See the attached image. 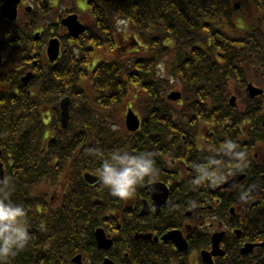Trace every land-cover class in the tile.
<instances>
[{
	"label": "trees",
	"instance_id": "16d2710c",
	"mask_svg": "<svg viewBox=\"0 0 264 264\" xmlns=\"http://www.w3.org/2000/svg\"><path fill=\"white\" fill-rule=\"evenodd\" d=\"M236 1L86 0L91 19L87 31L78 39L63 37L67 49L61 63L38 71L29 88L34 93L28 88L0 92L4 191L24 207L27 225L33 228L31 243L7 264H68L79 252L92 254L93 263L100 261L94 229L117 227L114 212L126 214L127 222L136 217L124 200L83 178L86 171L97 173L116 150L151 152L158 158L164 154L171 160L173 152L185 148L191 164L192 147L180 142L183 132L187 142L197 132L218 135L223 139L213 141L212 148L228 139L237 143L248 158L249 186L264 189V137L258 135L264 136V94L250 99L247 93L249 83L264 90V0H238L239 11ZM34 20L44 22L37 14ZM119 22L132 30L127 38L118 33ZM4 26L9 34L18 31L13 23ZM27 45L31 42L25 36V56ZM123 47H130L128 56L138 57L123 58ZM98 53L102 57L94 65ZM163 60L169 77L160 70ZM175 85L182 89L181 110L167 99ZM66 96L72 98V115L64 130L58 102ZM234 96L237 101L231 104ZM130 102L137 103L143 117L141 130L133 135L116 127ZM43 109H49V122ZM190 125L195 128L188 130ZM47 134L54 137L48 140ZM48 182L65 189L57 208L38 190ZM142 194L144 188H138L134 196ZM235 197L227 196L225 204ZM199 198L204 201L201 192ZM259 202L247 231L251 239L261 233L264 239V196Z\"/></svg>",
	"mask_w": 264,
	"mask_h": 264
},
{
	"label": "flooded vegetation",
	"instance_id": "af4514ba",
	"mask_svg": "<svg viewBox=\"0 0 264 264\" xmlns=\"http://www.w3.org/2000/svg\"><path fill=\"white\" fill-rule=\"evenodd\" d=\"M29 1L32 2L33 0ZM29 1L22 0L19 5V20L16 26L18 31H16V34H9L7 30L3 29L4 24L7 22H0V31L2 32V35H0V92L14 91L18 93V91L22 92L25 88H31V84L36 80L38 71L50 68L52 65L46 55L45 36L40 37L37 40L39 43H34L33 47L27 46L29 49L33 48L32 51L26 49L27 56L23 52L25 26L27 28L30 27V22H23L22 19L26 17V13H33L32 9V12H29L30 10L27 6ZM33 6L35 8L34 2ZM60 25V22L56 21L53 29H51V34L63 36L61 32L57 33L56 30ZM40 48L43 50L38 51ZM30 73L34 76L29 85L24 86L23 78ZM28 91H30L29 93L34 92L33 89H29ZM187 135L183 132L180 142L182 146L188 143L192 147L188 151V154L189 152L191 153L192 161L194 162L190 164V160L185 158V153H187V150L185 152V148L180 154L173 152L174 157L171 160L164 154H162L161 158L153 157L155 171L151 177L146 179L144 186H138L136 191L138 192V188H144V194L140 195L138 199L135 197L136 195L128 199L130 214H134L136 217L127 222L128 228L124 227L123 224L120 226L119 223L116 229L117 232L114 234L115 245L111 255L113 264H207L204 263L203 252L211 255L210 259H212L213 264H234L233 261L229 260V255L241 254L237 247L244 244L243 241H247L248 243L249 240L246 239L248 238L247 231L248 227L252 225L249 217L256 219L254 217L255 214H247L250 209L248 206L245 205L247 207V210H245L242 207L243 203H239V211H244L245 213L238 212L234 216L229 217H224V214H218L216 211L212 212L209 207L204 206L206 199H211L215 207L220 206V208H225L226 197L232 196V194L221 195L222 192L220 190L217 191V183L221 181L224 184L230 177L236 176V174H244L246 176L242 167L245 166V161L243 163L237 160L234 161L214 148L211 151V140L209 139H206L204 144H200L193 142L191 137H189L190 139L187 142ZM164 144L167 145V143ZM178 146V144H175L176 149H178ZM210 159L220 161L218 165L210 166L211 170L219 177L218 181L213 182L211 179H208L199 185L194 184L193 181L196 179L197 173L193 166L206 165ZM168 161L171 162L169 165ZM163 163L165 165H162ZM242 182L244 183L238 184L233 190H237L239 186H246V179ZM154 183L164 186L158 188L154 193L150 189V185ZM203 188L207 190H201ZM165 192H167V195L164 197ZM200 192L204 201H201L199 198ZM236 194L239 193L236 191ZM54 199H51L50 204ZM190 201L197 203L196 205L193 204L194 207L199 206L198 208H201L203 212L199 210L197 214L192 215L190 212L193 210L191 209L192 205L190 206V203L186 204ZM142 204H146L147 214H141L144 209ZM44 209L45 207L41 204L38 206L39 211ZM222 220H226L229 227L228 231L225 232L226 234L220 240V251L216 250L217 248L212 246L211 243L205 244L206 241H202L203 244H199L201 236L190 231L193 227L192 222H198L200 226H205L211 231L213 227L216 230L219 229L222 226ZM206 222H208V225H206ZM236 227H241V230ZM232 228L240 231V235L235 237L237 241L234 238L235 234H233ZM174 230H179L188 242L189 247L187 250L182 251V249H179L172 238L167 242L164 240L168 233ZM215 234L213 233V235ZM209 246L211 247L210 249ZM258 249L260 248L255 247L249 253L250 258L253 257V254ZM106 256L104 254L102 258Z\"/></svg>",
	"mask_w": 264,
	"mask_h": 264
},
{
	"label": "clouds",
	"instance_id": "9594fccd",
	"mask_svg": "<svg viewBox=\"0 0 264 264\" xmlns=\"http://www.w3.org/2000/svg\"><path fill=\"white\" fill-rule=\"evenodd\" d=\"M238 149V144L228 139L216 151L243 163L246 154ZM219 163L218 160L210 159L206 165H194L197 176L193 183L199 185L208 179L217 182L219 177L210 166ZM154 165L151 152L131 153L121 149L111 152L103 159L97 175L101 185L113 197L128 200L135 195L137 187L144 183L145 178L154 173ZM241 199H245V196L242 195ZM25 217L24 207L11 202L5 192L0 197V264H7L10 257H14L27 246L30 233Z\"/></svg>",
	"mask_w": 264,
	"mask_h": 264
},
{
	"label": "water",
	"instance_id": "95a60500",
	"mask_svg": "<svg viewBox=\"0 0 264 264\" xmlns=\"http://www.w3.org/2000/svg\"><path fill=\"white\" fill-rule=\"evenodd\" d=\"M21 0H3V5L0 9L1 14L3 17L15 21L17 19L18 15V6L20 4ZM238 8V6H237ZM63 25L66 26L69 29L70 35L73 37H78L84 30L85 27L79 22L77 16H71L66 18L63 21ZM48 54L52 61H55L60 54V42L58 39L52 40L50 42L49 48H48ZM31 78L30 75H28L26 78H24V82L27 84L28 80ZM248 91L250 93L251 98H255L256 95L259 96L262 94V90L255 88L254 86L250 85L248 88ZM170 98L173 100H179L180 95L178 93H172L170 95ZM69 105L70 101L68 99H65L62 103L61 109H62V123L63 126L66 127L67 123L69 121ZM127 127L131 131H137L140 127V121L137 116L134 115L132 111L129 112L127 116ZM4 178V172L2 165L0 163V186L3 184ZM87 180L89 183L94 184L96 182V179L93 176H88ZM157 186V185H156ZM167 195V192H165L164 197ZM30 233V231H29ZM96 237L98 246L101 249H109L112 245V242L107 239V236L105 235L103 230H97L96 231ZM175 242L178 244L180 248L184 247V242L180 238H175ZM77 262L80 261V257L76 258ZM75 260V261H76ZM81 264V263H80Z\"/></svg>",
	"mask_w": 264,
	"mask_h": 264
},
{
	"label": "bare ground",
	"instance_id": "6f19581e",
	"mask_svg": "<svg viewBox=\"0 0 264 264\" xmlns=\"http://www.w3.org/2000/svg\"><path fill=\"white\" fill-rule=\"evenodd\" d=\"M262 93L264 94V91ZM258 135H260L261 138L264 137V136H262L261 132H259ZM242 167L244 168V173L246 174V171H245L246 168H245V166H242ZM236 191L240 194V196L241 195H244L245 197H247V198H249L251 200H260L261 199V196L260 195L252 194L250 192L249 188L246 187V186H239V187H237V190ZM243 243L244 244H242L240 247H237V249H239L240 252L249 251V245L250 244H255L256 247H259L261 249L264 248V243L262 241V233L260 234V236L258 238L253 239V241H248V243H247V241H243ZM229 260L230 261H233L234 264L245 263V261H244L245 259H243V257L240 256V255H234V254L232 255V254H230L229 255Z\"/></svg>",
	"mask_w": 264,
	"mask_h": 264
},
{
	"label": "rangeland",
	"instance_id": "374dc122",
	"mask_svg": "<svg viewBox=\"0 0 264 264\" xmlns=\"http://www.w3.org/2000/svg\"><path fill=\"white\" fill-rule=\"evenodd\" d=\"M57 0H52L53 4L56 3ZM59 1V5L57 7H55L54 9L51 10V12L48 13V19L45 21L46 23L49 22H56L57 18L65 15V13H67V10H71L74 6L73 4H79V6L77 8L79 9H83L84 7H82L80 5L79 0H58ZM238 2V0L236 1ZM84 1H82L81 4H83ZM87 17L86 14H83V18L85 20V18ZM125 32H122V34H124ZM135 108H137V103L134 102L133 103ZM125 111V110H124ZM43 189H47V186H44ZM58 193V198L60 197L59 191H56ZM55 194V193H54Z\"/></svg>",
	"mask_w": 264,
	"mask_h": 264
}]
</instances>
